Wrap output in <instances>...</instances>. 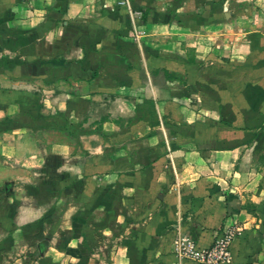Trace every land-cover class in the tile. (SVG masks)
I'll return each instance as SVG.
<instances>
[{"label":"crops","instance_id":"1","mask_svg":"<svg viewBox=\"0 0 264 264\" xmlns=\"http://www.w3.org/2000/svg\"><path fill=\"white\" fill-rule=\"evenodd\" d=\"M122 1L0 0V153L27 196L0 264H200L175 238L229 227L231 264H264V0Z\"/></svg>","mask_w":264,"mask_h":264},{"label":"rangeland","instance_id":"2","mask_svg":"<svg viewBox=\"0 0 264 264\" xmlns=\"http://www.w3.org/2000/svg\"><path fill=\"white\" fill-rule=\"evenodd\" d=\"M221 1L224 2L223 6L226 8L225 11L227 12L230 11V8L234 9L235 11L239 13L245 12L246 1L232 0L233 2L232 4H231V0H221ZM3 160L4 158H2V155L0 153V242L5 240V238L11 237L14 235L11 229L5 228V225L6 226L9 225L8 219L10 218L12 219L14 215L18 213L16 212V210L20 211L22 209L21 207L24 205V201L27 200V196H25L23 192L24 182L16 179L17 178L16 176H12L13 174L12 170L5 163H3ZM34 177L35 178L30 182V184L39 190L38 187L41 184V181L39 180L38 176H34ZM68 184H69L68 186H71V182H69ZM14 191H17V193L16 194L13 193ZM47 191H48L47 197H46L47 204L51 206V207L48 206L50 210L53 209L50 212V214L48 213L47 217L50 221H61L63 219L61 216L66 215V214H63V212H58V211L60 210L59 208L66 209L69 206V203H70L69 197L67 201L61 202L60 204H56L58 200H55L56 197L52 196V193L54 194V187L49 186ZM12 194L14 195L12 196ZM33 200H35V202L38 201L37 198H34ZM54 209H57L58 211ZM40 215H45V214L36 212L34 219L36 220L40 218L39 217ZM19 220L20 222L23 221V219H18V222ZM68 220H71V217H68ZM38 232L39 230L34 229L31 234H34L36 236ZM17 246L19 247L23 245L19 244Z\"/></svg>","mask_w":264,"mask_h":264},{"label":"built area","instance_id":"3","mask_svg":"<svg viewBox=\"0 0 264 264\" xmlns=\"http://www.w3.org/2000/svg\"><path fill=\"white\" fill-rule=\"evenodd\" d=\"M122 3L129 8L131 15L137 13L132 9L130 0H123ZM239 232V228L229 227L218 234L212 245L206 248L199 247L191 238L177 236L174 240V252L180 259H191L200 264H231V244Z\"/></svg>","mask_w":264,"mask_h":264},{"label":"water","instance_id":"4","mask_svg":"<svg viewBox=\"0 0 264 264\" xmlns=\"http://www.w3.org/2000/svg\"><path fill=\"white\" fill-rule=\"evenodd\" d=\"M41 252L43 253V250L41 249Z\"/></svg>","mask_w":264,"mask_h":264}]
</instances>
